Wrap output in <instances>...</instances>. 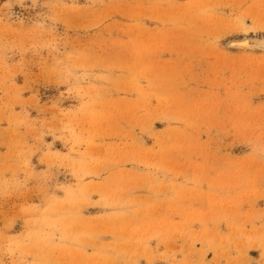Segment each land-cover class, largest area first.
<instances>
[{
  "label": "rangeland",
  "instance_id": "1",
  "mask_svg": "<svg viewBox=\"0 0 264 264\" xmlns=\"http://www.w3.org/2000/svg\"><path fill=\"white\" fill-rule=\"evenodd\" d=\"M264 0H0V264H264Z\"/></svg>",
  "mask_w": 264,
  "mask_h": 264
},
{
  "label": "bare ground",
  "instance_id": "2",
  "mask_svg": "<svg viewBox=\"0 0 264 264\" xmlns=\"http://www.w3.org/2000/svg\"><path fill=\"white\" fill-rule=\"evenodd\" d=\"M231 47L245 49H264V35L245 36L243 38H231L227 41Z\"/></svg>",
  "mask_w": 264,
  "mask_h": 264
}]
</instances>
